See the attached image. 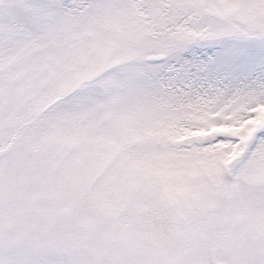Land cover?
<instances>
[{"label": "snow or ice", "instance_id": "1", "mask_svg": "<svg viewBox=\"0 0 264 264\" xmlns=\"http://www.w3.org/2000/svg\"><path fill=\"white\" fill-rule=\"evenodd\" d=\"M0 264H264V0H0Z\"/></svg>", "mask_w": 264, "mask_h": 264}]
</instances>
